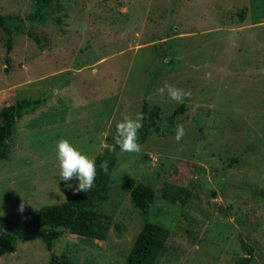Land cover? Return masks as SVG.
I'll use <instances>...</instances> for the list:
<instances>
[{"label":"rangeland","instance_id":"rangeland-1","mask_svg":"<svg viewBox=\"0 0 264 264\" xmlns=\"http://www.w3.org/2000/svg\"><path fill=\"white\" fill-rule=\"evenodd\" d=\"M33 2L0 0L1 15L20 17L40 39L15 34L6 63L0 30V107L49 95L17 122L0 161V216L25 224L71 198L78 181L59 175L60 139L96 161L110 152L101 142L113 144L116 124L144 102L161 108V128L184 109L172 133L154 134L141 153L111 151L103 241L63 231L50 253L39 239L19 240L0 264H47L51 254L127 264L146 220L168 231L153 264H235L249 251L250 264H264V0H54L43 21L32 18ZM165 81L191 95L161 97ZM127 178L155 192L147 217Z\"/></svg>","mask_w":264,"mask_h":264},{"label":"trees","instance_id":"trees-1","mask_svg":"<svg viewBox=\"0 0 264 264\" xmlns=\"http://www.w3.org/2000/svg\"><path fill=\"white\" fill-rule=\"evenodd\" d=\"M54 0H34L32 18L43 21L47 16V9ZM0 30L6 37V63L10 62L9 53L12 50L15 34H26L35 43L40 44V39L28 32L23 20L16 15L0 14ZM155 49L158 48L154 45ZM173 55L171 57V61ZM49 95L46 94L35 100L18 99L13 104H5L0 107V161L9 157V145L15 140V126L26 115H31L46 104ZM181 105L167 117L165 128L159 127L161 120V108L157 105L148 107L143 103L141 113L144 115L143 127L139 130V144H143L154 134L163 137L172 133V125L177 116L182 112ZM107 161L108 172L100 170V163ZM97 177L95 186L87 193H73L71 198L56 205L42 207L32 219L19 224L0 216V258L4 254L16 251V242L26 239H39L46 244V249L51 253L52 244L59 239L63 231L83 238L103 241L109 228V223L102 217L99 209L108 201L111 191L112 174L117 167V158L112 152H107L96 159ZM235 162V160H232ZM124 187L129 191L131 203L138 209L143 217L151 212L155 202V192L150 187L137 180L127 178ZM168 231L162 226L148 222L138 233L133 247L129 251L127 264H153L158 255L164 249ZM251 252L241 258L235 264H250ZM47 264H73L64 255L51 254ZM91 264V263H88Z\"/></svg>","mask_w":264,"mask_h":264},{"label":"clouds","instance_id":"clouds-1","mask_svg":"<svg viewBox=\"0 0 264 264\" xmlns=\"http://www.w3.org/2000/svg\"><path fill=\"white\" fill-rule=\"evenodd\" d=\"M167 92L168 97L178 103L190 96V91H185L177 88L173 84L165 81L163 86L158 89L161 97ZM144 115L137 113L133 119L130 116H123V119L116 124V133L114 143L101 142V148L108 151H115L117 147L121 152L126 153H141L142 146L138 143L139 130L143 127ZM185 128L182 124L176 126L175 139L179 142L185 135ZM57 160L59 167V175L63 181H70L75 178L78 185L75 188L77 193H87L95 186L97 177L96 162L93 158L82 154L73 144L67 139H60L56 145ZM100 170L104 173L108 172L107 161L100 163ZM24 203H21L18 211H24Z\"/></svg>","mask_w":264,"mask_h":264},{"label":"water","instance_id":"water-1","mask_svg":"<svg viewBox=\"0 0 264 264\" xmlns=\"http://www.w3.org/2000/svg\"><path fill=\"white\" fill-rule=\"evenodd\" d=\"M75 192H76V191H75ZM75 192H74V193H75Z\"/></svg>","mask_w":264,"mask_h":264}]
</instances>
